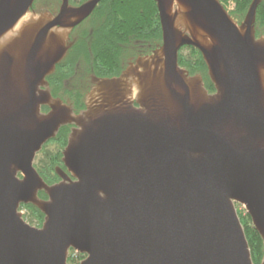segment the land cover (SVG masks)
Listing matches in <instances>:
<instances>
[{"label":"water","instance_id":"water-1","mask_svg":"<svg viewBox=\"0 0 264 264\" xmlns=\"http://www.w3.org/2000/svg\"><path fill=\"white\" fill-rule=\"evenodd\" d=\"M100 1L62 0L53 17L30 14L34 0H0V264H67L70 250L80 264H253L235 205L264 252L262 0L240 24L219 0H153L161 44L96 78L74 114L46 77ZM184 46L201 54L215 93L179 66ZM68 124L70 176L57 167L48 185L33 161ZM24 204L44 215L40 228L22 219Z\"/></svg>","mask_w":264,"mask_h":264},{"label":"trees","instance_id":"trees-1","mask_svg":"<svg viewBox=\"0 0 264 264\" xmlns=\"http://www.w3.org/2000/svg\"><path fill=\"white\" fill-rule=\"evenodd\" d=\"M223 5L229 1L234 3V11L230 14L233 19L242 21L252 0H219ZM100 8L108 12L100 21L101 31L90 41L81 40L74 44L66 58L57 66L54 74L49 76L55 84H60L66 74L62 73L60 66L69 61L70 72L73 70L76 56L79 60H85L91 66L92 73L101 77H114L123 71V58L130 54L135 55L136 46L139 43L144 45V53H150L162 42V33L159 23L156 3L153 0H103ZM255 31L257 34L264 33V0L256 9ZM149 46V48H148ZM187 53H183V50ZM178 64L185 69L189 75H200L206 90H212L213 84L207 75V68L201 54L194 48L184 46L178 53ZM78 106H83V100L78 99ZM67 129L62 128L57 134L60 146L66 143ZM45 162L49 163V157L45 154ZM61 154H58L60 158ZM54 170V166L51 168ZM41 177V176H40ZM45 183H49V177L42 175ZM44 196V194H42ZM31 215L38 219L39 225L43 223V214L34 206L29 205ZM239 216L248 247L251 253L253 264H260L263 257L262 240L251 224L248 214ZM84 258L83 255L80 256ZM68 263L71 262L69 256Z\"/></svg>","mask_w":264,"mask_h":264},{"label":"flooded vegetation","instance_id":"flooded-vegetation-1","mask_svg":"<svg viewBox=\"0 0 264 264\" xmlns=\"http://www.w3.org/2000/svg\"><path fill=\"white\" fill-rule=\"evenodd\" d=\"M39 1L40 2H38V0H34L33 5L30 8V14H35V15L48 14V15L54 17L59 12L61 4H62V0H39ZM88 1L89 0H68L67 3L71 7H79ZM102 1L103 0L98 2L97 6L94 8L93 12L85 20H83L80 24H78L77 26H75L73 29L70 30V32L67 35L66 41H65V45L68 46L69 48H68L64 58L55 66L54 72L56 71L57 66L66 58L68 52L74 46L75 43L80 42L81 40H86V42L90 41V39H92L98 33H100L101 27H103L102 25H100V21L108 12L103 7L102 8L99 7L100 4H102ZM255 35H256V38L257 37L259 38L262 36L260 34H257L256 31H255ZM158 46L159 45H157L156 48ZM148 48H149V46H148ZM156 48H154V49H156ZM154 49H151L150 53ZM150 53H148V54H150ZM148 54L144 53V45L142 43L137 44L135 55L130 54L129 56L123 58V62H122L123 63V71L127 68V66L129 64L134 63L137 58L146 56ZM91 63L93 65L94 61H92ZM92 65L88 64L84 59L79 60V56H76L75 64H74L73 70L71 72L69 70V68L71 67L69 61L63 63L59 67L60 70H62V73L66 74V76L60 82V84H55L53 80L48 79L49 76L54 74V72H53L52 74H50L49 76L46 77L48 87H44V89H46L47 91L50 92V94L52 96L51 98L60 100L63 104L70 107V109L72 110V112L74 114H79L80 112H82L86 108L85 103H86L87 95L95 87L94 80L96 78H98V79L112 78V77H101V76H98V75L92 73V71H91ZM123 71H121L120 74H122ZM119 75H117V76H119ZM194 75H189V76H194ZM207 75H208V72H207ZM117 76H114V77H117ZM73 79L75 80V82L71 83V80H73ZM207 91L209 94L215 93L214 86H213L212 90H207ZM78 99L83 100V106L81 108L77 104ZM40 109H41L42 113H48L50 110V108L48 106H43ZM62 128L67 129L66 143L63 146H60V142L58 140H55V139H57V134L59 133V131ZM73 128H74L73 124L61 126L59 128L56 136L53 139L46 142L42 146L40 152L37 153V154L41 153L42 157L39 160L38 165L37 166L33 165V166L41 177H42V175L47 177V178L49 177L50 182L47 183L48 185H52V184L58 183L60 181V178L56 173L57 167L61 168L64 172L67 173L68 176H70V174L66 171V168L62 162L63 161L62 160V152H63V149L65 148V146L67 144L68 135ZM50 144H56L58 146V151L56 153H50L49 151H44L46 146H48ZM45 154H47L49 157V163L48 164H46V162H45V158H46ZM58 154H61L60 158H58ZM52 166H54V170L51 169ZM42 194H44V196H42ZM38 196L40 199H43V200L47 199V196L45 195V193L43 191L38 192ZM21 206L29 208L28 204H24Z\"/></svg>","mask_w":264,"mask_h":264},{"label":"rangeland","instance_id":"rangeland-1","mask_svg":"<svg viewBox=\"0 0 264 264\" xmlns=\"http://www.w3.org/2000/svg\"><path fill=\"white\" fill-rule=\"evenodd\" d=\"M38 2H40L38 0ZM222 4V3H221ZM223 5V4H222ZM226 10V12L230 15L233 11H234V5L233 3L230 1L228 3H225L224 6H223ZM231 17V15H230ZM232 18V17H231ZM233 19V18H232ZM235 21V23L237 24H240L242 21H239L238 19H233ZM262 36H264V33L261 34ZM183 53H187V50H183ZM75 80H71V83H74ZM44 151H49L50 153H56L58 151V146L56 144H50L48 146H46V148L44 149ZM42 155L41 153L37 154L34 161H33V165L34 166H37L38 163H39V160L41 159ZM235 208H236V211H237V214H241V215H246V210L245 208L242 206V205H239V204H236L235 205ZM19 213H21V217L22 219L30 226L32 227H35V228H40L41 225H39V221L38 219L34 218L32 215H31V212L29 210V208H26L24 206H20L19 209H18ZM239 217V216H238ZM43 220H44V216H43ZM73 254V252L71 253ZM70 256V253L68 254V258ZM81 254H79L78 252L75 254V256H70L71 257V262L67 264H80V262L85 258H81L80 257ZM67 258V260H68ZM262 260V259H261Z\"/></svg>","mask_w":264,"mask_h":264},{"label":"built area","instance_id":"built-area-1","mask_svg":"<svg viewBox=\"0 0 264 264\" xmlns=\"http://www.w3.org/2000/svg\"><path fill=\"white\" fill-rule=\"evenodd\" d=\"M229 2H230V1H229ZM232 3H233V2H232ZM233 5H234V3H233ZM76 253H77V252L73 251V254L70 253V256H75Z\"/></svg>","mask_w":264,"mask_h":264}]
</instances>
